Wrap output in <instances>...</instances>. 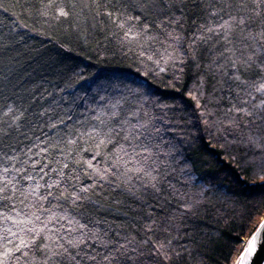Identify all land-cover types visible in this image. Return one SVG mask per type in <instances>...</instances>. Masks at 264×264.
Masks as SVG:
<instances>
[{
	"label": "snow or ice",
	"instance_id": "6c2138e0",
	"mask_svg": "<svg viewBox=\"0 0 264 264\" xmlns=\"http://www.w3.org/2000/svg\"><path fill=\"white\" fill-rule=\"evenodd\" d=\"M20 7L41 29L68 24L84 42L108 41L142 76L170 74L178 82L194 72L197 86L187 94L199 109L196 130L203 125L217 143L244 153L229 154L259 181L248 186L237 176L254 202L247 211L264 207V198L255 199L264 197V0H30ZM0 10L8 6L0 2ZM26 34L35 35L23 24L0 32V264L183 259L197 244L188 224L208 190L189 199L169 186L165 162L179 149L150 99L158 94L130 73L93 79L77 65L62 75L79 87L66 95L53 94L66 92L59 84L53 92L45 87L51 99L38 104L48 98L33 92L41 86L33 73H40L26 54L20 67ZM113 80L136 87L117 88ZM120 197L150 209L142 220H126L134 232L115 222L110 205ZM141 232L146 239H136ZM257 242L253 235L238 264H248Z\"/></svg>",
	"mask_w": 264,
	"mask_h": 264
},
{
	"label": "trees",
	"instance_id": "16d2710c",
	"mask_svg": "<svg viewBox=\"0 0 264 264\" xmlns=\"http://www.w3.org/2000/svg\"><path fill=\"white\" fill-rule=\"evenodd\" d=\"M8 6V11L0 10V32H8L16 24H23L31 29L35 35L26 34L24 40L27 46H22L19 56L20 67L26 66L27 60H32L37 70L36 83L40 87L33 92L42 97H48L43 88L47 87L53 92L55 85L66 87V92L59 93L57 89L54 95H66L67 91L75 90L80 82L75 77L66 78L62 74L68 72V68H81L91 78L100 73L116 74L117 76L130 73L133 77L146 79L150 87L158 94L150 99L158 105L156 113L162 115L171 127L165 134L174 137L171 141L179 149L174 152L175 161L171 158L165 163L171 167L169 179L173 181L170 187H174L181 193H187L188 198H194L198 193L207 189V199L199 202V212H196L188 224L193 229L189 235L197 241V244L189 245L191 249L183 259L164 258L159 259V264H232L240 246L250 236L257 224L264 217V207L258 212L249 213L253 208V200L242 194V186L237 183V176L243 177L248 186L258 185V180H253L242 170L241 165L232 159V155L242 157L244 153L239 148H230L222 142L217 143L216 137L209 135L205 126L201 125L196 130L195 102L188 96V90L197 86L195 73H185L178 82L170 79V74L153 76L151 71L147 76H142L137 71V66L129 58L122 56L108 41L97 40L84 42L77 39L68 24L58 25L54 28L41 29L31 20L25 17L20 3L30 0H0ZM107 45V52L101 47ZM101 51V58L97 59L96 50ZM27 55V60L25 55ZM105 56L107 63H105ZM70 57L66 64L61 65L60 60ZM35 59L40 63L36 64ZM88 65V68H84ZM47 69V71H45ZM31 71V69H29ZM26 79H31L27 77ZM112 86L117 88H135L136 85L129 80H113ZM2 99V98H0ZM46 99L37 103H48ZM68 97V102H71ZM163 101V103H161ZM190 106V107H187ZM187 109V110H186ZM87 156L88 153H85ZM115 195V194H113ZM264 197L257 196L259 201ZM121 203L110 205L115 222L122 230L134 232L133 226L126 220L133 218L142 220L150 209H144L139 202L128 197H120ZM154 197H146L145 202H154ZM174 204L175 200L172 201ZM110 219L113 217L110 216ZM147 238L144 232L136 239ZM188 237H185L187 239ZM155 237H153V241ZM146 248L150 247L148 245ZM182 251V249H181ZM145 264H155V261L145 256Z\"/></svg>",
	"mask_w": 264,
	"mask_h": 264
},
{
	"label": "water",
	"instance_id": "95a60500",
	"mask_svg": "<svg viewBox=\"0 0 264 264\" xmlns=\"http://www.w3.org/2000/svg\"><path fill=\"white\" fill-rule=\"evenodd\" d=\"M261 224H264V217L257 224L254 231L250 234L247 241L244 243V247L242 248L241 252L237 256V258L233 264H238V262L241 261L243 255H244V251H245L247 245L250 243L251 237L253 235L258 236L257 250L251 257L248 258V264H264V236H260V233H261L260 225Z\"/></svg>",
	"mask_w": 264,
	"mask_h": 264
},
{
	"label": "rangeland",
	"instance_id": "374dc122",
	"mask_svg": "<svg viewBox=\"0 0 264 264\" xmlns=\"http://www.w3.org/2000/svg\"><path fill=\"white\" fill-rule=\"evenodd\" d=\"M260 221H261V220H260ZM247 239H248V238H246V239L244 240L243 244L240 246V249H239L238 253L236 254V256H235V258H234L232 264L235 262L237 256L239 255V253L241 252L242 248L244 247V243L247 241Z\"/></svg>",
	"mask_w": 264,
	"mask_h": 264
}]
</instances>
